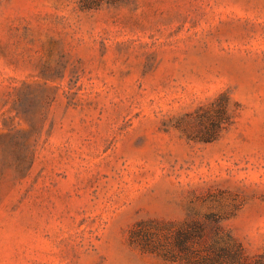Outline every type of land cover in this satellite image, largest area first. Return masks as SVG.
<instances>
[{
	"label": "rangeland",
	"instance_id": "obj_1",
	"mask_svg": "<svg viewBox=\"0 0 264 264\" xmlns=\"http://www.w3.org/2000/svg\"><path fill=\"white\" fill-rule=\"evenodd\" d=\"M185 222L264 264V0H0V264H203L133 241Z\"/></svg>",
	"mask_w": 264,
	"mask_h": 264
},
{
	"label": "trees",
	"instance_id": "obj_2",
	"mask_svg": "<svg viewBox=\"0 0 264 264\" xmlns=\"http://www.w3.org/2000/svg\"><path fill=\"white\" fill-rule=\"evenodd\" d=\"M216 126L219 125L216 124ZM139 232V229L133 231V241L141 245L143 249L156 251L165 258H180L203 264H244L241 246L229 233H224L221 230L210 239L198 240L195 237L199 232L191 223L185 222L172 235L173 248L176 251L161 248L162 244L159 241L152 242L150 237L139 238L137 236Z\"/></svg>",
	"mask_w": 264,
	"mask_h": 264
}]
</instances>
